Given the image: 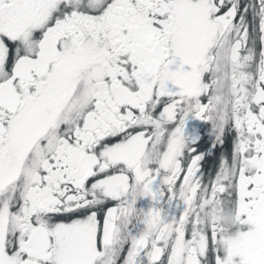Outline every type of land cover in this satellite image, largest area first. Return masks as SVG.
Listing matches in <instances>:
<instances>
[{
	"label": "snow or ice",
	"instance_id": "6c2138e0",
	"mask_svg": "<svg viewBox=\"0 0 264 264\" xmlns=\"http://www.w3.org/2000/svg\"><path fill=\"white\" fill-rule=\"evenodd\" d=\"M0 264H264V0H0Z\"/></svg>",
	"mask_w": 264,
	"mask_h": 264
},
{
	"label": "flooded vegetation",
	"instance_id": "af4514ba",
	"mask_svg": "<svg viewBox=\"0 0 264 264\" xmlns=\"http://www.w3.org/2000/svg\"><path fill=\"white\" fill-rule=\"evenodd\" d=\"M187 131L189 133L195 132L199 136L198 144L196 145L198 150L204 153V159L201 161V171L207 179L210 174L214 175L215 171L219 168L220 162L224 157H231L230 140H226L225 147L213 148L212 145L216 142L215 133L212 130V126L209 123H204L196 119H191L187 125ZM234 133H226V136L234 137ZM138 208H143L146 211L151 207V201L148 198H142L137 203ZM234 207V205H233ZM175 211V209H170ZM208 219L215 223V216L218 212H230L234 215L236 221L238 217L234 208H230L227 205H223L220 202L211 204L208 209ZM218 226V225H217ZM144 225L133 221L127 228L123 229L122 235L127 236L128 232L132 235H139L144 230Z\"/></svg>",
	"mask_w": 264,
	"mask_h": 264
},
{
	"label": "clouds",
	"instance_id": "9594fccd",
	"mask_svg": "<svg viewBox=\"0 0 264 264\" xmlns=\"http://www.w3.org/2000/svg\"><path fill=\"white\" fill-rule=\"evenodd\" d=\"M217 225L225 232H231L236 225V219L230 212H218L215 216Z\"/></svg>",
	"mask_w": 264,
	"mask_h": 264
}]
</instances>
